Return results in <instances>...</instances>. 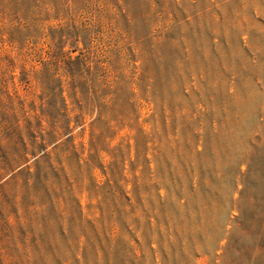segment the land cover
Instances as JSON below:
<instances>
[{
	"label": "rangeland",
	"instance_id": "rangeland-1",
	"mask_svg": "<svg viewBox=\"0 0 264 264\" xmlns=\"http://www.w3.org/2000/svg\"><path fill=\"white\" fill-rule=\"evenodd\" d=\"M243 189L264 0H0V264H219Z\"/></svg>",
	"mask_w": 264,
	"mask_h": 264
},
{
	"label": "trees",
	"instance_id": "trees-1",
	"mask_svg": "<svg viewBox=\"0 0 264 264\" xmlns=\"http://www.w3.org/2000/svg\"><path fill=\"white\" fill-rule=\"evenodd\" d=\"M250 172L251 168H249L245 173L246 176ZM245 192V189L241 191L239 199L240 203L237 207L239 214L235 217V220L238 222L239 226H236L234 229L239 233H243L245 238L237 240L233 233L229 236H221V238L224 236L227 238V243L219 247L223 250L221 254L222 261L219 264H229L227 259H229L230 255L235 256L232 264H264V240L261 242H256V239L258 238L255 235L256 226L255 219H253V213L250 214L248 212L249 210L245 208L243 202H241V200L243 201V199L246 197ZM219 240L220 237L217 241L219 242Z\"/></svg>",
	"mask_w": 264,
	"mask_h": 264
}]
</instances>
